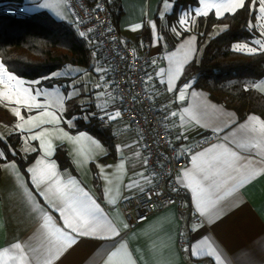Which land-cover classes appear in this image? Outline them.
<instances>
[{
    "label": "crops",
    "instance_id": "obj_1",
    "mask_svg": "<svg viewBox=\"0 0 264 264\" xmlns=\"http://www.w3.org/2000/svg\"><path fill=\"white\" fill-rule=\"evenodd\" d=\"M168 4L172 5V2L168 1ZM118 7L121 13L117 17L116 24L120 38L130 43L137 52L147 50L149 53L150 64L147 73V91L150 97L163 109L165 104L171 105L174 102L176 105H179L181 102L179 100H173L172 93H168L165 90L167 77L165 76V85H161L160 78L155 73L159 72L160 68L166 69L168 67L167 60H160L159 57L165 56L167 52L176 51L182 45L184 48L189 45L196 48V52L194 53L195 59L198 53L196 35L188 34L175 43L170 41V38L177 35V33L170 31L168 27L167 15L171 12L172 7L166 8L165 1L119 0ZM190 12H187L188 15L191 16L193 12V17H196L195 11ZM162 13L163 16L161 15ZM65 22L70 24L74 23L71 18ZM136 25H140V27L137 28ZM153 25H155V28H153ZM153 59H156L155 65L152 63ZM97 66L104 69V71L97 72ZM185 67L187 68V65ZM106 69L105 65H100L92 61L91 71L96 76V84L103 83L100 80L101 75L107 81V84L102 88H96L95 84L85 89L84 86L81 87L78 84L72 86V83L70 86L65 87L63 80L59 84L56 81L55 86L57 85L60 88L56 96L57 105L51 104V106L52 110L59 109L60 105L58 100L64 98V111L61 113L64 121L59 125V128H63L64 131L70 132L73 136L77 135L80 131H72L76 127H68L67 120L73 117L72 115L67 116L68 106L70 104L78 106L80 109L78 115H75L79 119L87 122L88 120L82 119L85 113L91 118H94L104 128L105 132L103 136L98 137L90 132H83L97 140L102 148L107 151V156L101 155V148H97L87 138L82 139L78 144H73L66 140L62 141L61 137L63 133L58 130L55 124H44L41 127H36L35 124L24 123V121H21L15 116L14 132L20 135L18 149L25 156L23 151L25 138L30 135L27 130L41 131L42 128L48 129L49 132L46 139H53V143L57 148L63 147L66 150L75 170L74 173L70 169L62 170L59 167L61 173L65 174V176L70 173L82 187H85L95 197L100 198L98 202L102 201L105 181L94 178V173L99 171L96 161L110 166L106 171L109 173V178L112 181V196L119 203L121 198L118 196L116 188L122 183L127 184L135 181L145 188L150 187V185L146 184L145 180L137 174L143 172L145 176H148L145 166L142 164L144 153L137 131L126 121L120 120L119 117L108 124H100L99 119L100 115H104L103 112H99L96 116H91L93 112H98L96 108L97 104L103 106L106 103L105 111L113 116L119 107L118 98L111 88L110 78ZM149 76H152V80L148 79ZM65 78L70 79L71 77L67 75ZM262 80H264V77L257 84H251L252 89L255 91L258 89L261 92L262 90L258 88V83ZM177 83L180 84V81ZM67 90L72 92L70 99L67 98ZM191 91H195L197 96L192 97ZM97 93H102L99 99H97ZM189 103L194 105L201 103L208 104V114L200 116L199 124H196L194 121H189L186 115L184 128L188 129L185 133L188 138L179 140L177 136L181 132H184V128L180 127L179 113L175 118L171 117L170 113H167L169 122L173 128V140L184 144L193 142L200 137L213 134L211 127L208 125L213 123L219 124L224 128V131L218 133V136L221 139L228 136L229 139H234L237 144H243V148H239L235 144L230 146L241 155L250 158L251 162L249 163L241 162L245 169L249 172L252 170L256 171V175L245 180L243 183L238 184L237 180H229L222 186L219 195L225 198L221 202L223 212L220 218L212 225V230L205 232V235H209L215 242L214 246L221 253L225 264H264V171H260V168L264 167V157L258 154L264 152V137H261L258 131L255 133L250 131L252 127L258 129L259 123L248 120L250 116L264 120V109L249 112L244 118L240 119L233 110L214 102L206 91L194 87L189 90L187 102H185L184 106L187 107ZM172 110L178 111V108H172ZM30 115L38 117L36 110L29 112L24 109L21 113L25 121ZM229 117L235 123L225 126L224 121L228 120ZM43 119L48 118L45 117ZM18 123L24 125L23 131L16 127ZM240 125H244V127L241 128ZM233 133L234 136L232 135ZM217 142L219 141L216 139L212 143ZM28 143L35 147L39 145L38 141L29 140ZM252 143H257L260 147H251ZM118 145L121 153L116 152ZM135 153H140V157H137ZM121 156L123 157L124 166L117 167L121 163ZM77 162H79V166H77ZM188 166L191 167L190 163ZM28 182L30 184V178ZM24 183L25 177L23 172L18 176L14 169L11 167L6 169L4 163H2L0 168V251L10 249L12 243L29 241V237H33V234L39 227L36 223V218L29 211L30 207L37 206V196H32V204L30 206L27 205L25 199L19 192L20 185ZM234 186L235 191H232L231 195H228ZM31 191L34 192V188ZM187 193L188 199H190V191ZM39 203L41 205L43 204L42 197H39ZM102 207H105L106 211H108L111 206H105L102 203ZM53 215L54 218H58L59 213H53ZM190 216L191 214L187 210L181 215L176 205L173 204L137 224L129 225L128 236L123 242L125 243L127 251L131 254L132 259L135 261V264H209L210 259L211 264H216L214 257L208 258L203 252H201L200 256L193 257L190 251H183L184 247L182 248L181 241L185 243V247L187 246L182 235L185 232V217L190 218ZM121 219L127 222L119 208H113L109 220L116 223ZM58 223L62 224V221H58ZM192 237V244H196L202 238L195 233L192 234ZM83 239L85 243L80 244L79 247L74 245L61 256L63 264H103V259L106 258L105 250L111 247L110 242H97L92 238ZM29 242L33 246H36L38 243L35 238ZM96 243L99 244L98 247H94ZM202 247V245H198L197 251L200 252Z\"/></svg>",
    "mask_w": 264,
    "mask_h": 264
},
{
    "label": "snow or ice",
    "instance_id": "obj_2",
    "mask_svg": "<svg viewBox=\"0 0 264 264\" xmlns=\"http://www.w3.org/2000/svg\"><path fill=\"white\" fill-rule=\"evenodd\" d=\"M256 3L257 0H199V6L195 8V15L197 17L208 16V13L212 9H215L217 17L223 16L226 12L237 13L238 10L247 12L249 4L254 5ZM258 5L259 13L262 15L254 16V19L260 21V23H249L248 27L253 31L259 27L260 35L264 37V0H258ZM54 6L63 8L66 6V0H54V4L45 0L44 3L36 5L37 8L41 9L52 8ZM165 7L174 8V5H169L168 0H165ZM97 8H99V5H97ZM161 15L163 16V13ZM187 15L188 13L184 12L179 17L180 25L187 23ZM136 27L139 28L140 25H136ZM153 28H155V25H153ZM88 31L91 32V29H88ZM173 32L179 35L175 27H173ZM78 34L81 38H88L85 31H79ZM253 44L259 45V49L249 47L247 50L250 54H255L258 50L264 52V39H255L253 40ZM233 47L236 51H242L247 45L237 44ZM195 52L196 48L191 45L186 48L182 45L181 48H177L174 52H167L165 56L159 57V59L167 60L168 67L166 69L160 68L159 72L155 73L160 78L161 85H165V76L167 77L166 92L172 93L173 100L181 102L179 105H176L174 102L171 105H164V111L170 113L171 117L175 118L179 113L181 128H184L186 115L189 121L199 124L200 116L207 115L209 109V105L205 103L196 105L189 103L185 107L184 104L187 102L189 90L194 87V84L183 82L181 86L177 83L194 66ZM93 55L95 56L96 54L94 53ZM152 63L155 65L156 59H153ZM186 65L187 68L185 67ZM96 71L103 72L104 69L97 66ZM57 75L59 73H52L53 77ZM43 79L47 80L48 77H43ZM148 79L152 80V76H149ZM100 80L103 83H97L95 85L96 88H102L107 84L103 75H101ZM0 84L6 86V91L0 92V97L7 99L9 102L14 101L16 105L27 108L29 112L33 110L37 111L38 117L30 115L25 121L24 117L21 116L19 108L15 109V116L24 121V123H32L36 127H41L44 124H55L58 130L63 133L61 137L62 141L66 140L73 144H78L82 139L87 138L97 148H101V155H108L100 143L91 136H88L87 133L80 131L77 135L73 136L70 132L59 128V125L64 121V117L61 114L64 111V98L58 100L60 107L57 110H52L51 102L47 99L41 103L37 98L40 96L47 97V91H41L39 87H31L33 84L40 85V80L28 82L29 86L26 87V82L23 79H20L9 71L4 64L0 63ZM71 95V93H68L67 98L70 99ZM100 95L102 93H97V99H99ZM191 96L196 97L197 93L191 91ZM106 106V103L103 106L97 104L96 108L98 112H93L91 116H96L99 112H103L104 115H100L101 123L105 122V117H107L108 122L120 117L121 112L118 110L114 116L108 114L105 111ZM82 107L84 106L82 105ZM172 108H178V111H174ZM45 117L48 119H43ZM90 118L87 113L82 117L84 120H89ZM165 118L167 119V116ZM77 120L76 116L67 120L68 127H76ZM248 120L259 123L258 129L252 127L250 131L253 133L258 131L261 137H264V120H260L255 116L248 117ZM231 123H235V121H232L230 117L224 121L225 126ZM208 126L211 127L213 135L217 136L219 142L209 144L206 140L205 144L209 145L207 147L197 144L196 148L189 145L181 148L175 157V162H179L181 157H183L185 165L181 169L176 170L171 188L177 195H180L182 190L184 191L185 196L181 200V204L191 214L190 218L185 217V232L182 235L187 246L184 247L183 251H190L193 257H198L203 252L208 258L214 257L216 264H225L221 253L214 246L215 242L209 235H205V232L212 230V225L220 218L223 212L221 202L225 198L219 195L222 186L229 180H237L238 184L243 183L245 180L256 175V171L252 170L249 172L245 169L241 162L249 163L251 162L250 158L241 155L230 146L235 144L237 147L243 148V144H237L234 139H229L228 136L221 139L218 133L224 131V128L219 124L213 123ZM16 127L22 131L24 129L22 123H18ZM240 127L243 128L244 125H240ZM27 131L30 135L25 138V147L23 149L27 166L17 161H9L7 151H0V162L4 163L6 169L9 167L14 169L18 176L23 172L25 183L20 185L19 192L27 205L30 206L32 204V196H37V206L30 207L29 211L36 218V223L39 227L33 234V237H29V241L35 238L38 243L36 246H33L29 241L12 243L10 249L0 251V264H63L61 256L74 245L79 247L80 244L85 243L83 238H92L97 242H110L111 247L105 250L106 258L103 259V264H135L123 242L128 236L129 224L122 219L116 223L109 220L111 210L119 207L117 199L112 196V181L109 178V173L106 171L110 166L96 161L99 171L94 173V178L105 181L102 201L98 202L100 198L95 197L85 187H82L70 173L66 176L61 173L58 160L55 158L58 148L53 143V139H46L49 130L42 128L41 131H33L32 129H28ZM187 131L188 129L184 128V132H181L177 136V139H187L188 137L185 135ZM232 135L234 136V133ZM29 140L38 141V147L28 143ZM251 147H260V145L252 143ZM116 152L121 153L119 145L116 148ZM173 152H177V150L173 148ZM30 153H36L37 155L30 158ZM258 154L264 157V152ZM135 155L140 157V153H135ZM148 163V159L146 157L143 158L142 164L148 165ZM189 163L191 167L188 166ZM77 166H79V162H77ZM123 166V157L121 156V163L117 167ZM260 171H264V167L260 168ZM137 174L150 187L145 188L135 181L127 184L122 183L116 188V192L121 200L131 203L133 196L139 199L146 192H153L157 196L160 195L156 191L158 185L153 184L154 177L145 176L143 172ZM159 175L160 173L158 172L154 173V176ZM171 176L172 173L168 172L167 177L170 178ZM29 178L30 184L28 182ZM33 188L34 192L31 191ZM188 191L191 193L190 199L187 198ZM232 191H235V186L229 191L228 195H231ZM39 197L43 198L42 205L39 203ZM169 202H172L171 199H169ZM102 203L105 206H111L108 211H106L105 207H102ZM53 213H59L58 218H54ZM58 221H62V224L58 223ZM193 233L202 237L196 244L191 243ZM198 245L203 246L200 252L197 251ZM98 246V243L94 244V247ZM209 264H211V259L209 260Z\"/></svg>",
    "mask_w": 264,
    "mask_h": 264
},
{
    "label": "trees",
    "instance_id": "obj_3",
    "mask_svg": "<svg viewBox=\"0 0 264 264\" xmlns=\"http://www.w3.org/2000/svg\"><path fill=\"white\" fill-rule=\"evenodd\" d=\"M27 1L0 0V62L9 71L19 78L34 81L48 77L67 66H79L91 71L92 61L106 65V59L94 37H79L74 23L57 20L45 11H24ZM168 1L174 5L167 15L168 27L170 31L175 27L179 32L170 41L175 43L188 34L197 37L198 53L195 64L182 77L180 85L183 82L193 83L194 88L206 91L214 102L233 110L240 119L249 112L259 111L254 107V99L261 100V97L251 89L250 84L264 77V52L258 50L255 54H250L248 51H236L232 48L234 44L251 45L253 39L259 37H255L257 32L248 27L249 23L253 24L256 16L252 11V4H249L247 12L238 10L237 13H226L221 17L210 11L208 16L190 19L189 28L185 29L179 24V17L184 12L195 9L198 0ZM111 12L116 22L121 13L118 3L111 5ZM217 24L225 28L211 37L210 33ZM237 80L244 82L241 89H237L236 85H227ZM56 83L54 81L50 84ZM78 113L77 110L68 111L67 116ZM72 131H87L98 137L105 132L94 118L87 122L78 118L76 128ZM13 136L19 138L18 143L12 142ZM19 143V134L11 135L7 141L0 138V151H7L9 161H17L26 166L25 156L18 149ZM35 156L36 153L29 154L30 158ZM55 158L60 169H70L75 173L63 147H58ZM1 165L2 162L0 168Z\"/></svg>",
    "mask_w": 264,
    "mask_h": 264
},
{
    "label": "built area",
    "instance_id": "obj_4",
    "mask_svg": "<svg viewBox=\"0 0 264 264\" xmlns=\"http://www.w3.org/2000/svg\"><path fill=\"white\" fill-rule=\"evenodd\" d=\"M118 1L67 0V5L76 32L85 31L86 36H92L97 40L106 59L105 67L111 88L118 98V111L121 112L119 119L126 121L139 134L144 158L149 161L148 165H144L145 170L148 176L154 177L153 184L158 185L156 191L160 193L159 196L153 192H146L139 199L133 197L131 203L123 200L118 203V208L128 224L134 225L173 204L179 213L185 212L186 209L181 204L185 196L184 191L177 195L171 188L176 170L185 165L183 157L179 162H175V157L185 145L196 148L197 144H200L206 147L208 145L205 144L206 140L210 144L217 137L209 134L186 144L173 140V128L168 114L153 101L147 91L149 53L147 50L137 52L130 43L122 40L117 24L112 18L111 5ZM88 29H91V32ZM99 123L109 122L105 117V122L101 123L99 119ZM173 148L177 152H173ZM157 172L160 175L154 176ZM168 172L172 173L170 178L167 177ZM181 246L185 247L183 241Z\"/></svg>",
    "mask_w": 264,
    "mask_h": 264
},
{
    "label": "rangeland",
    "instance_id": "obj_5",
    "mask_svg": "<svg viewBox=\"0 0 264 264\" xmlns=\"http://www.w3.org/2000/svg\"><path fill=\"white\" fill-rule=\"evenodd\" d=\"M45 0H28L27 4L24 6V11L26 12H35V11H45L48 14H50L51 16H53L54 18L58 19V20H65L68 21L69 18H71L73 20L71 16V13L69 11L68 5H67V0H66V6L63 8H58V7H52V8H37L36 5L39 3H44ZM47 2L49 3H53L54 4V0H47ZM199 2V0H198ZM199 6V3H198ZM197 6V7H198ZM195 11L194 10H191ZM211 11L214 12L215 14V9H212ZM252 11L256 13V16L262 15L261 13H259V5H258V0L256 4H252ZM190 12V13H191ZM59 13V14H58ZM189 13V11H188ZM228 13V12H226ZM224 13V14H226ZM192 16V17H191ZM190 15H187L186 19H187V23L183 26L185 29L189 28V20H193L195 17H193V12ZM63 17V19H62ZM197 17V16H196ZM260 21H257L255 19V21L253 22V24H259ZM224 26L222 25H215L210 33V36H215L217 34H219L221 31L224 30ZM255 31L259 34H255V37H257L259 35V37L255 38V39H264V37H261L260 35V28L257 27L255 29ZM253 39V40H255ZM237 45V44H234ZM239 45H246V44H239ZM249 47H256L257 49H259V45H255V44H251V45H247V47H245L242 51H248L247 49ZM232 48L234 49V47L232 46ZM1 63V62H0ZM56 73H59V75L53 77L52 74H50L48 76V79H40L41 84L40 85H31L32 88H37L39 87L41 91L46 90L48 93V96H40L37 99L43 103L46 99L49 100L51 102V104L53 105H57V99L56 96L59 93V89L58 86L56 85H52L50 83H54V81H57L58 84L59 82H62L63 80V85L66 86H70L72 83V86H75L76 84L80 85L81 87L84 86L85 89L89 88L90 85H95L97 82L96 76L94 75V72L92 71H86L85 69H83L82 67L79 66H67L65 68H62L60 70L55 71ZM67 75H69V77H71L70 79H66L65 77H67ZM22 79V78H20ZM26 84L25 86H29L28 82L31 81H27L25 79H23ZM244 84L243 81L237 80V81H233V82H229L227 85L230 86H235L237 89H241L242 85ZM257 84V82H256ZM61 85V84H60ZM62 86V85H61ZM251 87V84H250ZM258 88L261 89L262 91L260 92L258 89L253 90L252 87L251 89L256 92V94H258L261 97V100H256L254 99V107L257 108L258 110H263L264 109V80L260 81L258 83ZM230 90H233L232 88L229 87ZM6 91V86L3 84H0V92H4ZM67 94L71 93V91L67 90ZM19 108L20 112L22 113V111L25 109L27 110V108L16 105L13 102H9L7 99L0 97V138L3 141H7L8 137H11V135L15 134L14 130H15V109ZM77 110L78 112H80V109L75 106V105H69L68 106V111H75ZM12 142L14 143H18L19 138L16 136H13L12 138ZM20 145V143L18 144V146ZM10 149L12 150V148L10 147Z\"/></svg>",
    "mask_w": 264,
    "mask_h": 264
}]
</instances>
